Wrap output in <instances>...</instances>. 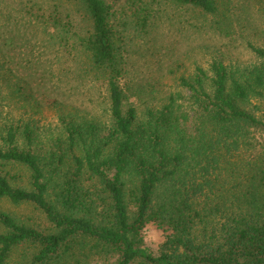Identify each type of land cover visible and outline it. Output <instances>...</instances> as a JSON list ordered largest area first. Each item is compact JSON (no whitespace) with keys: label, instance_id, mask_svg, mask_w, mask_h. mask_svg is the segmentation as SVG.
<instances>
[{"label":"trees","instance_id":"obj_1","mask_svg":"<svg viewBox=\"0 0 264 264\" xmlns=\"http://www.w3.org/2000/svg\"><path fill=\"white\" fill-rule=\"evenodd\" d=\"M13 2L0 0V20L26 26L56 59L64 50L72 67L45 72V82L1 72L29 117L3 129L0 201L30 204L47 224L0 210V264H264V116L252 105L264 98V65L197 66L178 78L185 93L148 106L143 121L128 104L132 26L147 31L164 4L226 18L234 0H18L12 10ZM220 23L212 26L222 32ZM250 48L264 61V48ZM56 78L97 87L107 104L97 114L54 100L59 134L44 141L42 90ZM149 224L166 233L157 256L144 241Z\"/></svg>","mask_w":264,"mask_h":264},{"label":"rangeland","instance_id":"obj_2","mask_svg":"<svg viewBox=\"0 0 264 264\" xmlns=\"http://www.w3.org/2000/svg\"><path fill=\"white\" fill-rule=\"evenodd\" d=\"M119 3L123 4L124 0H119ZM11 7L12 10L17 9L18 0H14ZM162 8L163 13L157 16L158 19L151 23L147 31H138L132 26L126 38L131 74L130 95L133 96L128 104L137 107L142 121L146 118L148 106L160 108L171 94H184L178 78L191 76L197 66L207 69L213 60H218L231 72L243 73L248 68L264 65V61L250 48V45L264 48V0H234V8L226 18L218 16L216 19L192 9L166 4ZM6 10L10 13L9 7ZM217 19L221 22L219 28L222 32L212 26V21ZM31 33L26 26H16L13 22L5 24L0 20V77L2 70H12L18 76L28 75L30 80L36 73L35 77L45 82V72L53 70L57 73L55 75L62 71L70 72L72 63L68 62L67 53L63 50L59 54L60 59H56L54 54L35 46ZM10 38H14L16 43L7 45L6 41H10ZM3 55H11L13 60L3 58ZM37 58H40L38 62ZM3 59L8 63L4 68ZM34 60L40 66L33 69L29 63ZM61 80L62 83H59L56 78L47 83L50 89L45 90L44 87L42 90V96L46 94L47 98L42 114L37 118V125L44 141L48 140V136L59 134L57 117L48 108L54 100L65 101L81 112L85 109L95 110L97 114L107 104L104 91L99 92L97 87L79 80V83L64 78ZM7 93L8 84L0 78V139L6 123L29 117L22 108L24 103L14 102ZM252 105H258L260 112L257 115L264 116V98L255 99ZM14 173L24 179L17 182L26 186L28 175L25 170L16 169ZM0 210L32 225L45 227L47 224L45 216L30 204L15 206L3 200L0 201ZM143 237L146 246L157 256L165 241V231L155 224H149L143 231Z\"/></svg>","mask_w":264,"mask_h":264}]
</instances>
